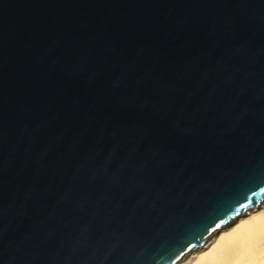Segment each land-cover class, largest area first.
Wrapping results in <instances>:
<instances>
[{"label":"water","instance_id":"obj_1","mask_svg":"<svg viewBox=\"0 0 264 264\" xmlns=\"http://www.w3.org/2000/svg\"><path fill=\"white\" fill-rule=\"evenodd\" d=\"M264 203V0H0V264H178Z\"/></svg>","mask_w":264,"mask_h":264},{"label":"bare ground","instance_id":"obj_2","mask_svg":"<svg viewBox=\"0 0 264 264\" xmlns=\"http://www.w3.org/2000/svg\"><path fill=\"white\" fill-rule=\"evenodd\" d=\"M178 264H264V203L217 231Z\"/></svg>","mask_w":264,"mask_h":264}]
</instances>
